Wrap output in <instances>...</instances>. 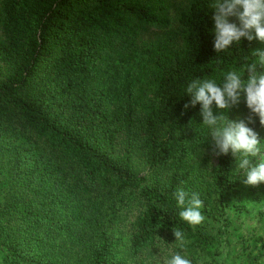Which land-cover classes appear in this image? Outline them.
I'll return each mask as SVG.
<instances>
[{"label": "trees", "instance_id": "1", "mask_svg": "<svg viewBox=\"0 0 264 264\" xmlns=\"http://www.w3.org/2000/svg\"><path fill=\"white\" fill-rule=\"evenodd\" d=\"M1 3L0 63L13 68L0 76V264H152L162 244L192 264H226L220 242L231 224L225 197L242 179L233 170L238 156H214L217 165L191 182V155L212 154L200 105L184 109L186 88L193 79L221 84L252 63L264 73L253 55L264 42L242 38L216 52L214 0H189L176 51L169 42H141L168 27L176 0ZM229 22L239 26L236 17ZM242 106L243 94L223 114ZM248 127L264 148L259 118ZM138 142L151 168L171 172L155 187L137 175ZM187 182L203 212L220 219L216 233L180 219L174 193ZM131 194L141 204L124 229L119 212ZM175 230L185 234L183 247ZM263 259L264 249L252 245L242 264Z\"/></svg>", "mask_w": 264, "mask_h": 264}, {"label": "clouds", "instance_id": "2", "mask_svg": "<svg viewBox=\"0 0 264 264\" xmlns=\"http://www.w3.org/2000/svg\"><path fill=\"white\" fill-rule=\"evenodd\" d=\"M213 16L215 27L214 50L223 52L233 43H239L242 38L252 41L257 39L264 42V0H214ZM242 9V10H241ZM236 17L239 26L230 23L229 18ZM254 33V35H253ZM258 57L259 65L264 66V51L253 53ZM257 63L246 65L241 72H227L223 82L217 84L213 79H193L186 88V94L191 99L184 105V109L195 108L200 105V115L210 133L211 154L215 157L226 156L231 152L238 156V172L243 174V183L246 186L264 184V156L256 165L251 158L256 157L262 144L256 131L246 125L244 120L231 121L223 113L241 102V95L245 97L246 107L251 116L248 123H252V116L259 118L264 126V73H257ZM247 71V80H242ZM213 105L221 110L220 115H214ZM180 219L193 227L200 225L205 217L201 212L203 201L196 192L190 195L183 188L174 193ZM175 242L181 247L185 243V234L182 230L173 231ZM163 264H192L191 259L178 253L164 260Z\"/></svg>", "mask_w": 264, "mask_h": 264}, {"label": "rangeland", "instance_id": "3", "mask_svg": "<svg viewBox=\"0 0 264 264\" xmlns=\"http://www.w3.org/2000/svg\"><path fill=\"white\" fill-rule=\"evenodd\" d=\"M189 0H176L175 7H173L168 16V27L165 30L153 29L142 36V45H153L158 42H169L173 50L182 48V36L179 28V15L182 11L188 8ZM2 3L0 0V12ZM0 13V20H1ZM3 39V34L0 26V40ZM6 62L0 63V76L8 75L13 68L12 64ZM251 116L249 109L246 106L235 107L230 112L228 119L231 121L244 120L246 125ZM254 116H252V122ZM121 143H123L121 141ZM119 155L124 153V145H120ZM264 148L261 147L260 153L256 157L251 158V163L256 165L264 156ZM133 159L136 166L137 175L144 180V186L155 187L158 182L166 181L170 175V171H162L157 168H151L150 163L146 158L145 149L139 142L133 149ZM239 159V158H238ZM238 159L235 160L233 170L244 179L242 172H238ZM217 159L207 152H198L191 155V161L188 164L189 170L194 169L192 178H200L196 176L200 171L204 170L206 173L211 171V168L217 165ZM1 173V172H0ZM201 179V178H200ZM241 179L239 187L235 191H230L225 197V201L229 203L228 214L231 220L230 227L227 228L223 237L221 238L220 250L222 252L221 261L226 264H242L245 260V255L251 250L252 245L258 246L259 251L264 249V184L258 186H246ZM187 182V187H183L186 192H196V188L192 187V183ZM140 193V192H139ZM197 193V192H196ZM6 195L5 189L0 187V201H4ZM190 195V194H189ZM140 200L138 195L131 194L130 203L124 206L119 212V225H124V229L132 222L139 209ZM240 210L238 211V208ZM205 219L200 224L204 229L210 230V233H216L217 227L220 225V219H214L207 216L201 209ZM214 231V232H213ZM173 254L168 248L162 244L156 251L154 262L152 264H163L164 260L170 258ZM150 262V260H149ZM151 263V262H150ZM260 264H264V259Z\"/></svg>", "mask_w": 264, "mask_h": 264}]
</instances>
